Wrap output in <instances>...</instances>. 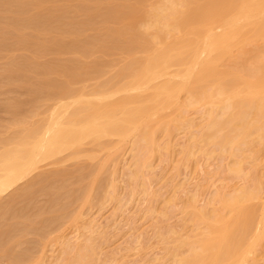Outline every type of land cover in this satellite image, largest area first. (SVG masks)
<instances>
[{"label": "bare ground", "instance_id": "6f19581e", "mask_svg": "<svg viewBox=\"0 0 264 264\" xmlns=\"http://www.w3.org/2000/svg\"><path fill=\"white\" fill-rule=\"evenodd\" d=\"M86 1L89 17L102 29V34H93L88 43L122 49H132L142 42L159 44L120 68V84L112 86L113 82L108 81L90 96L70 90L66 82L49 75L69 71L75 78L88 68L81 61L21 60L22 68L44 75L37 82L38 90L44 87L51 95L68 97L69 101L62 113L53 107L47 119L1 138L0 194L27 177L40 161L75 149L84 139L96 143L101 137L114 136L122 142L134 132L138 135L132 149L137 153L130 175L135 178L153 150L152 132L146 128L150 116L170 107L183 117L189 106H205L206 121L192 135L193 146L205 149L207 155H216L220 161L233 158L226 170L236 175L242 172V163H247L242 178L252 187H235L227 196L216 194L214 215H209L205 207L193 212L192 221L201 223L208 232H200L197 243L188 244L186 253L179 254L175 264H240L264 236V199L258 195L264 189L260 178L264 176V163L259 173L256 162L264 149V0H154L148 7L144 6L146 0ZM0 16L7 19L8 25L0 33L15 30L20 43L34 34H19L23 27H31L36 34H51L49 44H40L39 50L76 47L77 41L64 42L61 38L84 30L88 23L68 16L53 0H0ZM137 23H143L144 28L139 30ZM248 54L249 60L242 62ZM230 56L239 64L220 68L223 59ZM117 92L124 94L109 99ZM180 92L189 94L190 99L180 102ZM18 102L13 101V106ZM187 120L177 118L175 122ZM161 127L168 128L165 124ZM242 144L251 147L247 155L238 152ZM43 179L39 175L27 181L14 197L29 193ZM253 199L259 200L258 206ZM178 243L182 241L170 249L172 255ZM74 263L84 264L81 257ZM256 263L254 257L248 264Z\"/></svg>", "mask_w": 264, "mask_h": 264}, {"label": "rangeland", "instance_id": "374dc122", "mask_svg": "<svg viewBox=\"0 0 264 264\" xmlns=\"http://www.w3.org/2000/svg\"><path fill=\"white\" fill-rule=\"evenodd\" d=\"M153 1L146 0L144 6ZM53 2L63 7L68 16L86 19L88 23L84 30L62 36L64 42L77 41L76 47L55 50H39L40 44H49L51 34H36L31 27L18 32L34 33L25 43L15 38V30L0 33V140L25 125L47 119L53 107L62 113L69 101L68 97L51 95L44 87L38 90L37 82L44 75L22 68L21 60L81 61L88 68L75 78L69 71L49 75L66 82L70 90L90 96L108 81L113 82L112 86L120 84V68L159 44L142 42L132 49L100 48L99 44L88 43L93 34H102L100 23L91 19L85 8L89 1ZM7 26V19L0 16V31ZM137 26L139 30L144 28L143 23ZM249 55L242 62H247ZM238 64L230 56L223 59L220 68ZM123 94L117 92L109 99ZM178 97L182 103L190 99L186 92H180ZM16 100L18 105L13 106ZM204 110L205 106L195 104L188 107L183 117L170 107L152 114L146 128L152 132L153 150L135 178L130 175L137 153L132 149L138 135L135 132L122 142L114 136L101 137L96 143L84 139L75 149L40 161L27 177L0 194V264H62L66 260L75 264L80 257L84 264H175L177 256L186 253L188 244L197 243L200 232H208L201 223L192 221L193 212L205 207L209 215H214L216 194L227 196L235 187H252L242 178L247 163H242L243 170L236 175L226 170L233 158L220 161L216 155H207L205 149L193 146L192 135L206 121ZM184 117L187 122H175ZM163 124L167 130H163ZM250 148L242 144L238 152L247 155ZM256 162L261 173L264 149ZM39 175L44 179L35 189L14 197L20 187ZM260 178L264 181L263 175ZM258 195L264 199L263 188ZM11 197L15 199L12 201ZM253 202L258 206V199ZM178 241L182 244L178 243L172 255L169 251ZM76 249L78 252L70 259ZM254 257L256 264H264V236L240 264H248Z\"/></svg>", "mask_w": 264, "mask_h": 264}]
</instances>
